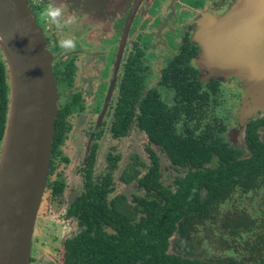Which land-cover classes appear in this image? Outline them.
<instances>
[{"label": "trees", "instance_id": "16d2710c", "mask_svg": "<svg viewBox=\"0 0 264 264\" xmlns=\"http://www.w3.org/2000/svg\"><path fill=\"white\" fill-rule=\"evenodd\" d=\"M168 69L174 77L171 86L179 95L173 109L161 106L153 92L138 98L139 83L126 75L119 85L109 132L112 138L123 137L134 124L166 153L174 169L185 170L184 175L174 179L173 192L165 188L158 180L156 156L147 148L146 170L140 173L132 168L120 177L124 183L134 181L143 193L127 202L122 195L112 194L114 158H107V172L93 178V141L80 169L82 190L66 213L77 220L79 231L63 242L62 264H264V130L262 136L257 131L264 129V117L245 126L249 156L244 159L219 138L206 142L209 132L204 137L191 136L192 131L177 133L174 119L179 109L184 117H191L188 106L202 96L196 88L175 80L180 70ZM81 110L78 96L58 107L49 174L55 147L69 131L68 117ZM99 136L100 131L95 132L93 140ZM212 156L216 162L207 166ZM62 185L59 180L47 182L51 197L60 194ZM172 236L177 238L174 253L168 251ZM202 245L212 246L211 253L217 254L205 257L207 252L199 249Z\"/></svg>", "mask_w": 264, "mask_h": 264}, {"label": "flooded vegetation", "instance_id": "af4514ba", "mask_svg": "<svg viewBox=\"0 0 264 264\" xmlns=\"http://www.w3.org/2000/svg\"><path fill=\"white\" fill-rule=\"evenodd\" d=\"M235 1L236 0H26L34 16L35 23L44 36L46 41L45 47L51 54V70L55 81L57 110L59 106L71 103L77 96L82 105L81 111H74L68 117L69 131L56 145L53 162L55 158H58L64 165L68 163L67 157H65L62 152L57 154V150L72 136L74 130L72 121H75L80 115H85L88 119L95 116V122L84 130L83 136H81L82 134L78 135L84 142L83 154L76 168V172L80 179V186L77 194L66 205L62 216L65 221L70 220L74 222L77 231L73 235L79 231V226L77 220L72 217H67L66 213L75 197L78 196L82 190L80 169L83 167L84 160L93 141V143L96 144L94 165L92 168L93 178L107 172L108 166L110 165L107 158H114V166L111 170L114 183L112 194L122 195L121 193L115 192L116 184L113 179L114 172L117 169V162L120 160L119 155L108 152L105 155V170L96 172L99 141L104 136V130L108 138L114 140L126 138L132 131H138L142 135L141 152L142 159L145 163H138L137 166H140L143 170L139 171L134 165L125 166L119 175V180L124 185L131 182L124 183L120 177L122 175H129L132 168L140 173L146 170L150 162L147 154L148 152H146L147 148L154 152L156 156L159 182L161 160L175 172L179 169H183H174L169 163L166 153L161 151L157 145L152 144L148 139V135L132 123L128 126L126 136L119 138H112L110 136L109 131L112 111H114L113 109L119 95L120 82L122 79H125L126 75H131L132 80L139 83L138 98L145 99L150 92H153L156 96V100L161 106L166 110H172L175 103L179 101V95L174 87L171 86L174 77L172 76V71L169 72L168 68L172 66L176 67L181 71V74L178 75L175 80L187 85L189 89L196 88L197 93L202 96L201 101L197 100V102H193L191 106H188L191 109H188V111L192 113L191 117H184L182 113L184 110L179 109L181 112L178 114V117L174 119L176 120V132L192 131L190 133L191 136L200 135L203 137L209 132L211 137H207L206 142L216 137L221 139L226 146L239 151L240 159L249 156V150L244 142L245 126L250 120L256 119L259 116L264 117V114L249 118L242 125L240 132L242 134L241 144L243 149L228 144L221 137V133L225 131V125L220 119L214 117L215 108L218 110L216 98L218 95H221V93L228 91L226 90L228 87H231L230 91L232 93L228 91L231 97L229 101L232 102V105L234 103L237 107L243 96L241 86L244 80L241 78L239 79L236 75H228L225 70L222 74L221 70L225 68H220L219 72H216L211 68L208 56L202 60L201 66L197 63V59L201 57L203 49L200 44L203 39L200 38L198 32H205V27L211 24H218L220 21L227 22L229 25L234 24L237 19V16H232V12L235 9L233 7ZM49 3L63 7L65 9L64 18L69 14L75 15L77 17L76 22L62 29L47 22L41 16V11ZM34 7H38V10L34 9ZM141 37L142 46L139 44ZM65 38L75 40L76 48L74 51L65 52L58 47V42ZM208 40L211 41L210 37ZM157 50L159 51L158 56L160 58V64L157 70L156 80L153 85L146 87L144 83L146 75L145 62L150 57L149 54ZM182 70L185 72L184 75L182 74ZM91 71L95 73V76L84 81V84H87L86 86L83 84V77L86 73ZM89 84L94 85L93 90L91 87H88ZM85 87L86 89H91V91L85 92ZM164 93H169L171 95L170 98L166 99ZM60 96L62 97L61 101H59ZM8 105L9 80L4 58L0 51V151L7 123ZM260 129H257V131ZM97 131H100V136L93 140L94 133ZM260 134L262 136L263 131ZM211 161H214V163L216 162L215 156H212L207 164ZM50 162L51 156L49 157V167ZM52 167V172L50 174L47 172L43 194L48 192V199L50 202H55L58 201L59 197L63 194L65 183L63 179L58 178V174L53 172L56 169L53 163ZM53 173L54 178L49 180V177L52 176ZM177 177L182 176L173 177L172 183ZM55 180H59L63 185L60 194L57 197H51L50 190L47 189L46 185L47 182L50 183ZM132 182L134 183V181ZM164 187L169 189L167 186ZM169 190L171 192L174 191L171 189ZM122 196L126 200L125 196ZM32 253L33 250L30 251L29 264H32Z\"/></svg>", "mask_w": 264, "mask_h": 264}, {"label": "water", "instance_id": "95a60500", "mask_svg": "<svg viewBox=\"0 0 264 264\" xmlns=\"http://www.w3.org/2000/svg\"><path fill=\"white\" fill-rule=\"evenodd\" d=\"M238 1L234 24L220 21L198 35L212 69L229 67L242 75L255 100L243 112L249 119L264 110V0ZM0 35L12 37L0 47L9 80L0 151V264H29L54 134L55 81L51 54L26 0H0Z\"/></svg>", "mask_w": 264, "mask_h": 264}, {"label": "rangeland", "instance_id": "374dc122", "mask_svg": "<svg viewBox=\"0 0 264 264\" xmlns=\"http://www.w3.org/2000/svg\"><path fill=\"white\" fill-rule=\"evenodd\" d=\"M242 2L236 0L234 2V8L241 7ZM142 46V37L139 42ZM203 53V49H202ZM202 53L201 57L197 59V63L199 66L202 65ZM250 52H246L248 55ZM159 51L151 52L150 57L145 62L146 64V75L144 79V83L146 87H149L154 84L156 80L157 70L159 68ZM239 56V55H238ZM240 60V58H238ZM223 68V67H222ZM221 68V69H222ZM222 69V74L224 70L228 75H236L239 79H243L242 75L233 74L229 71V67H224ZM219 72V69L215 70ZM218 75V74H216ZM95 73L93 71L88 72L83 77L84 81L89 80L94 77ZM209 76V75H208ZM87 86V84H84ZM231 85V84H230ZM232 86V85H231ZM88 87H91L93 90L94 85L89 84ZM91 89H86L85 92H90ZM231 87H228L226 90L230 91ZM242 99L239 105H236L229 100L231 99L228 91L221 93L216 98V103L218 105V110H214V117H217L222 121L225 125V131L221 133V137L231 146L238 147L239 149H243L241 144V132L240 129L245 121L248 119V115L250 113H243L245 109L253 104L255 100L251 98L249 93L246 91L245 85L242 81ZM231 92V91H230ZM232 93V92H231ZM166 99L170 98L169 93H164ZM62 100V97H59V101ZM225 104V106H224ZM225 109V110H223ZM263 115V111H256L252 116ZM211 117V115H210ZM95 122V116L88 119L85 115H80L74 121H72V125L74 126V130L72 132V136L69 140L64 142L59 149L57 150V154L62 152V154L67 157L68 163L64 165L58 158L54 159L53 166L56 167L55 174H58L60 179H63L65 183V188L63 190V194L59 197L58 201L50 202L48 199V192H45L42 196V200L38 211L36 213V220L34 225V231L32 236V264H62L63 258V248L62 244L66 239H69L76 231L77 228L73 221H65L63 219V213L66 205L73 199V197L77 194L80 179L76 172L77 164L79 159L83 154L84 142L78 137V135L83 136V132L85 129L89 128L92 123ZM106 129V127H105ZM260 133L263 129L259 130ZM142 135L138 131H132L129 133L128 137L114 140L108 138L106 135V131L104 130V136L99 141V149L97 152V164H96V172H101L105 170L106 161L105 155L109 152L112 154H117L120 157V160L117 162V169L114 172V182L116 184L115 192L121 193L125 196L127 201H130L132 196H143L142 191L138 190L135 186V183L131 182L127 185H124L119 180V175L123 171L125 166L134 165L136 169L139 171L143 170L140 166H137L138 163H145L142 159ZM57 156V155H56ZM160 182L167 186L169 189L174 190V185L172 183L173 177L175 176H183L184 170L179 169L177 172L173 171L168 167L162 160L160 161ZM214 161H211L207 166H214ZM54 173L49 177V180L54 178ZM254 207H257L256 200L253 203ZM256 209H254L255 211ZM177 240L175 236L170 237L169 239V247L168 251L174 253L175 247L174 242ZM201 251L204 249L207 253L205 257H209L211 254L216 255L213 252V247L209 245H202V248H199ZM32 251V249H31ZM221 254V253H220ZM223 255V254H221ZM211 257H214L211 255Z\"/></svg>", "mask_w": 264, "mask_h": 264}, {"label": "clouds", "instance_id": "9594fccd", "mask_svg": "<svg viewBox=\"0 0 264 264\" xmlns=\"http://www.w3.org/2000/svg\"><path fill=\"white\" fill-rule=\"evenodd\" d=\"M41 16L49 23L55 25L57 28H64L76 22L77 17L73 14L67 15L65 17V9L60 6H55L52 3H49L43 10L41 11ZM12 39V37H8L5 39L4 35H0V47L6 45L8 40ZM58 47L64 50L65 52L74 51L76 48V42L73 39L65 38L61 39L58 42Z\"/></svg>", "mask_w": 264, "mask_h": 264}]
</instances>
